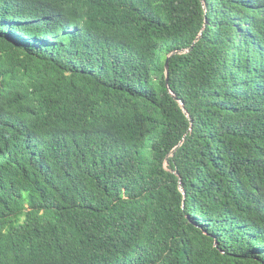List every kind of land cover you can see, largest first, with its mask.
<instances>
[{
	"label": "trees",
	"instance_id": "trees-1",
	"mask_svg": "<svg viewBox=\"0 0 264 264\" xmlns=\"http://www.w3.org/2000/svg\"><path fill=\"white\" fill-rule=\"evenodd\" d=\"M0 264H264V0H0Z\"/></svg>",
	"mask_w": 264,
	"mask_h": 264
},
{
	"label": "water",
	"instance_id": "water-1",
	"mask_svg": "<svg viewBox=\"0 0 264 264\" xmlns=\"http://www.w3.org/2000/svg\"><path fill=\"white\" fill-rule=\"evenodd\" d=\"M203 7H204V9H205V5H203ZM198 39H199V37L195 40V42H196ZM195 42H193V44L191 45V47H190L188 50H186V51H190V50H192V48H193ZM184 52H185V51H184ZM176 53H180V52L175 51V52H173L171 55L176 54ZM169 58H170V56L167 57V60H166V62H165V73H166V86H167V88H168ZM172 96H173V98H174L175 100H178L177 96H175L173 93H172ZM181 106L183 107V104H182V103H181ZM184 113L187 114L186 110H184ZM173 152H174V150H173ZM173 152H171V153H173ZM179 188H180V191H182V193L184 194L183 187H182V185H181V181H180V179H179Z\"/></svg>",
	"mask_w": 264,
	"mask_h": 264
}]
</instances>
